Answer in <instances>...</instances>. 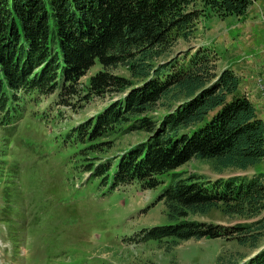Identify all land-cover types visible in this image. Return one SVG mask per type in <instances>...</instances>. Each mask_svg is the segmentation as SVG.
Masks as SVG:
<instances>
[{
  "label": "trees",
  "instance_id": "trees-1",
  "mask_svg": "<svg viewBox=\"0 0 264 264\" xmlns=\"http://www.w3.org/2000/svg\"><path fill=\"white\" fill-rule=\"evenodd\" d=\"M251 1L0 0V114L7 115L29 91L76 92L78 80L97 63L101 69L87 77L84 97H117L73 126L75 137L98 140L100 152L127 131L147 137L85 164L88 176L109 179L110 189L132 181L149 189L158 184L156 175L192 157L215 158V170L245 171L264 157V123L247 96L237 92V75L228 67L217 72V55L203 46L153 60L176 36L187 38L198 16H239ZM119 65L128 77L107 70ZM168 96L181 99L153 121L146 114ZM193 178H174L157 198L178 222L151 226L140 239L204 237L254 245L264 229L263 215L229 226L188 217L204 215L217 204L225 215L257 216L264 209V172L205 182ZM238 264H264V244Z\"/></svg>",
  "mask_w": 264,
  "mask_h": 264
},
{
  "label": "rangeland",
  "instance_id": "rangeland-1",
  "mask_svg": "<svg viewBox=\"0 0 264 264\" xmlns=\"http://www.w3.org/2000/svg\"><path fill=\"white\" fill-rule=\"evenodd\" d=\"M235 23L233 15H200L192 33L187 38L176 36L153 62L203 46L217 55V72L229 67L237 57L231 52L240 45V29L233 27ZM259 36L264 41V35H253L255 42ZM218 40L221 43H216ZM99 69L97 63L90 67L78 80L76 92L29 91L17 98L7 115L0 114V241L10 244L2 243L0 264H23L15 258L18 256L24 264H238L252 255L264 244V229L254 245L204 237L176 242L172 237L139 240L151 226L178 222L167 216L162 200L157 199L174 178L194 175L193 181L205 182L263 173L264 157L245 171L231 167L215 170V158L192 157L176 169L156 175L158 184L153 188L144 189L132 181L110 189V180L88 176L85 164L109 158L147 134L127 131L105 152L96 148L98 140L75 137L73 126L117 97L113 93L84 97L87 77ZM107 70L129 75L121 65ZM180 99L161 97L146 115L158 120ZM262 215L264 209L252 218L225 215L217 204L204 215L188 218L229 226Z\"/></svg>",
  "mask_w": 264,
  "mask_h": 264
},
{
  "label": "crops",
  "instance_id": "crops-1",
  "mask_svg": "<svg viewBox=\"0 0 264 264\" xmlns=\"http://www.w3.org/2000/svg\"><path fill=\"white\" fill-rule=\"evenodd\" d=\"M233 16L236 20L233 27L240 29V45L231 52L232 56L237 57L228 68L237 75V92L247 96L264 123V105L259 99L261 95L258 89L254 87L255 76L264 72V41L261 36L258 42L252 37L264 35V0H252L242 15ZM216 43L221 42L218 40ZM225 65L228 63H223L222 67Z\"/></svg>",
  "mask_w": 264,
  "mask_h": 264
},
{
  "label": "built area",
  "instance_id": "built-area-1",
  "mask_svg": "<svg viewBox=\"0 0 264 264\" xmlns=\"http://www.w3.org/2000/svg\"><path fill=\"white\" fill-rule=\"evenodd\" d=\"M255 88L261 89V102L264 105V72L260 73L255 78Z\"/></svg>",
  "mask_w": 264,
  "mask_h": 264
},
{
  "label": "bare ground",
  "instance_id": "bare-ground-1",
  "mask_svg": "<svg viewBox=\"0 0 264 264\" xmlns=\"http://www.w3.org/2000/svg\"><path fill=\"white\" fill-rule=\"evenodd\" d=\"M261 91V89H259Z\"/></svg>",
  "mask_w": 264,
  "mask_h": 264
},
{
  "label": "water",
  "instance_id": "water-1",
  "mask_svg": "<svg viewBox=\"0 0 264 264\" xmlns=\"http://www.w3.org/2000/svg\"><path fill=\"white\" fill-rule=\"evenodd\" d=\"M255 252H256V251H255ZM255 252H254V253H255Z\"/></svg>",
  "mask_w": 264,
  "mask_h": 264
}]
</instances>
